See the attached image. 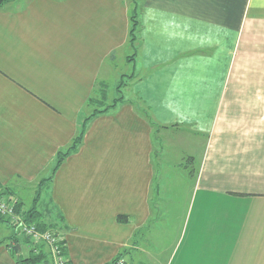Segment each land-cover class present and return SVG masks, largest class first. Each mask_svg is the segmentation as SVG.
I'll use <instances>...</instances> for the list:
<instances>
[{
	"label": "crops",
	"instance_id": "0c3cea01",
	"mask_svg": "<svg viewBox=\"0 0 264 264\" xmlns=\"http://www.w3.org/2000/svg\"><path fill=\"white\" fill-rule=\"evenodd\" d=\"M263 65L264 0L4 2L0 184L49 177L97 87L129 77L40 191L70 264H126L158 215L164 264H264ZM196 153L190 176L170 163ZM188 214L180 246L167 229ZM0 230V264H17Z\"/></svg>",
	"mask_w": 264,
	"mask_h": 264
},
{
	"label": "rangeland",
	"instance_id": "374dc122",
	"mask_svg": "<svg viewBox=\"0 0 264 264\" xmlns=\"http://www.w3.org/2000/svg\"><path fill=\"white\" fill-rule=\"evenodd\" d=\"M128 62H130V60H128ZM259 63H256L255 66L261 64V63L260 64ZM126 78H129V77H123L122 79H120L121 80L120 83H122L123 86H121V89L119 90V92L116 90V86H117L116 83H110L107 86L106 85H103V86L99 85L97 87V89L94 92V95L92 97L93 101L91 102V104L89 106L86 107V105H85V107L83 109L84 115L80 121L79 129H80L81 125L83 124L84 119L86 117H88L92 113V111L97 112L98 110H103V109L107 108L108 106H110L114 102V100L117 99L118 97H120L122 95L126 97L127 95L130 94L127 90H125L126 88L124 87L125 84L128 82V79H126ZM87 127H88V124H87ZM79 129H78V132H79ZM86 130H87V128H86ZM85 133H86V131H85ZM83 140H84V137H83ZM83 140H82V142H83ZM82 142H81V144H82ZM70 144H69V146H70ZM81 144L78 146L76 151L80 148ZM185 145H187V144L185 143ZM189 145H190V143H189ZM68 147H66V149ZM195 156H196L197 161L194 164H193V162L190 163L189 159H188L189 156H185V155L181 156L182 159H180L179 161L177 159H175L176 156H174L171 159L170 163L172 164V163L176 162V163L180 164V166L185 167L186 170L189 168L187 170V173H188V176H190V170H193V168H195V170H196L197 164L199 162L200 156L197 153ZM174 159H175V161H174ZM54 163H55V160H54ZM54 163H53V165H54ZM53 165H52V167H53ZM186 166H189V167H186ZM52 167H50L47 174H49V176L53 177V175L55 173L53 175H51L52 174L51 173ZM190 179H191V177H190ZM51 180H52V178H51ZM5 189H7L8 192L6 194H3L0 197V205H4V207L7 209V211L9 209H11V211H8V212H10L9 216H7L6 214H3L2 211H0V217L2 218V220L0 221V228L5 229L6 233L7 234L9 233L11 235L4 240H9V238L15 234L14 233L15 230L18 233L19 239L22 238L24 240L25 238H27V237H24L19 232L18 223H21L20 225L35 226V228L38 232H40V233L49 232V233L55 235L56 237H58V239L62 240V236L60 235V233L58 231H56V229H54V231H53V229H48L44 232H41L38 230V228L34 222H27L25 220V214L27 213V211L32 206H34L35 210L41 214V216H42L41 219L43 221L45 220V218H47L46 215H49L50 217L51 216L54 217L55 211H54V209H52V207L47 202L48 197H46L44 195V192L41 195V198H40V194H39V198L37 199V201L34 204V201H31V200L34 199L33 197H35V194L37 191V186L23 185L22 184V187H20L17 190L15 188H11L9 186L5 187ZM42 190H43V188L41 189V192H42ZM17 204H21V207L19 208V210L16 209ZM188 217H189V214L187 215V217H185V216L183 217V215L179 216V219L173 225V228H172V226H169V228L167 229L166 236H168L169 235L168 233H170V238L172 239V236L176 233L174 235V237L176 236L175 237L176 240L180 241V244H179L180 246L185 245V243H186V241H187V239H188V237L191 234L192 229H193V217L192 216L189 218ZM44 222L47 225H51L46 220ZM167 222H168V220L165 219L164 215H158L157 216V220L153 221L152 225H150V229H151L150 238H149V236H146V235L144 238L141 237L143 240L142 241L143 247H141L140 251H138L136 254H132V258L131 259L129 258L125 261L126 264H140V263L141 264H164L166 262L165 260L168 257V254H170V252L168 253V251L165 252V251L157 250V249H159L161 246L162 234H163V232H166V229H165V231H163V230H164L165 225H167ZM183 223H184V225L182 228ZM168 224H169V222H168ZM147 231H146V233H147ZM0 240L2 241L1 230H0ZM147 240H149L148 243H147ZM149 243L151 246L147 245V247H146V244H149ZM143 244H145V245H143ZM169 246H168V248H169ZM148 247L151 248V250H149ZM22 249L23 250L21 252V257L23 259H25L29 255V251L31 249V246H29L28 244L23 242L22 243ZM152 249H154V251ZM48 251H49L48 253L50 256V261L48 264H55L49 248H48ZM180 253H181V250H179V255H180ZM176 259L174 260V264H176Z\"/></svg>",
	"mask_w": 264,
	"mask_h": 264
},
{
	"label": "trees",
	"instance_id": "16d2710c",
	"mask_svg": "<svg viewBox=\"0 0 264 264\" xmlns=\"http://www.w3.org/2000/svg\"><path fill=\"white\" fill-rule=\"evenodd\" d=\"M7 1H9V0H0V5L3 4L4 2H7ZM136 17L137 16L135 13H133L132 16L130 17V22H131L130 31H129V43H130V45H133V43L135 41V32H136V27H137ZM133 59H134V55L131 56L130 60H133ZM121 86H123L122 83H119V85L117 86L118 92L121 89ZM92 101H93V98H90L86 103V107L89 106ZM120 101H122V97H118L117 99H115L114 102L110 106H108L107 108H105L103 110H98L97 112L92 111V113L84 119V122L81 125L78 134L73 139L70 146L67 149H65L63 151H59L56 154L55 163H54L52 170H51V173H52L51 175H53L57 171V169L61 166L63 161L71 153H74L76 151V149L78 148V146L81 144L83 137H84V134H85V131H86V128H87L88 122L92 118H94L95 116L102 114V113H105L106 111H108L110 109H113L116 106V104ZM51 178H52V176H49L46 179H43L42 181H40V183L38 184L37 191H36L35 197L33 199L34 204L37 201V199L39 198V194H40L41 189L43 188V186L45 184H47L48 182L51 181ZM7 192H8L7 189H5V187H2L0 184V197L3 194H6ZM20 207H21V204H17L16 209L19 210ZM41 218H42L41 214L35 210L34 206H32L27 211V213L25 214V220L27 222H34L39 231L44 232L48 229H53V231H54L55 227L53 225H47ZM1 220H2V218L0 217V221ZM14 233L15 234L13 236H11L8 240L9 241L8 247L10 248V251H11L13 257L15 258L17 264H48L49 263L50 256H49L48 252L44 251V249H43L44 245H34L27 238L24 239V243L31 246V249L29 251L28 257L23 259L21 257V252L19 251L20 245H19V240H18V233L16 232V230ZM58 245H59V249H60V256L63 257V259H64L63 264H70V262L67 259L65 241L63 239L60 240L58 242ZM125 254H126L125 252L121 253L114 260H112L111 262H109L107 264H125V263L121 262L125 256Z\"/></svg>",
	"mask_w": 264,
	"mask_h": 264
},
{
	"label": "built area",
	"instance_id": "2783aa9c",
	"mask_svg": "<svg viewBox=\"0 0 264 264\" xmlns=\"http://www.w3.org/2000/svg\"><path fill=\"white\" fill-rule=\"evenodd\" d=\"M0 211H2L3 214L9 216L10 212L8 211H11V209L7 211L4 205H0ZM20 224L21 223H18V230L24 237H27L34 245H44L48 247L55 264L64 263L63 257L60 256V249L58 245L60 239H58V237L49 232L40 233L36 230L35 226H26Z\"/></svg>",
	"mask_w": 264,
	"mask_h": 264
}]
</instances>
